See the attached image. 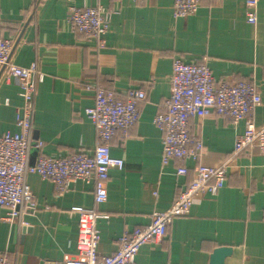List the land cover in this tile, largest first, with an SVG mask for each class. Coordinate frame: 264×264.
<instances>
[{
  "label": "crops",
  "instance_id": "obj_1",
  "mask_svg": "<svg viewBox=\"0 0 264 264\" xmlns=\"http://www.w3.org/2000/svg\"><path fill=\"white\" fill-rule=\"evenodd\" d=\"M71 6H101L110 13L104 47L73 32ZM173 6L174 0H0V36L13 44L12 62L20 67L38 62L45 75L35 100L31 165L42 156L93 155L99 137L85 114L95 96L88 85L121 99L133 88L148 93L128 137L119 132L112 137L111 154L124 167L111 169L104 203L96 204L94 183L76 180L57 193L51 181L31 175L38 209L26 214V224L5 221L8 209L0 207V253L11 264L76 255L79 216L90 209L103 216L97 221L98 252L113 255L121 237L173 205L192 183L197 163L217 166L231 157L244 123L235 127L227 117L194 118L191 134L203 143L198 162L175 159L163 166V133L154 119L166 112L176 58L206 64L216 82L256 85L262 103L253 120L264 128V0L256 24L247 21L246 0H202L196 14L179 18ZM22 106L18 84L0 68V136L19 133L16 111ZM180 168L188 173L178 175ZM227 174L218 194L198 198L162 241L140 249L136 264H210L218 247L233 248L225 264H264V155L255 149L233 158Z\"/></svg>",
  "mask_w": 264,
  "mask_h": 264
},
{
  "label": "built area",
  "instance_id": "obj_2",
  "mask_svg": "<svg viewBox=\"0 0 264 264\" xmlns=\"http://www.w3.org/2000/svg\"><path fill=\"white\" fill-rule=\"evenodd\" d=\"M148 3L151 0H132ZM202 0H174L175 17L194 15ZM259 0H246L247 21L257 23ZM68 21L74 33L95 40L99 47L105 46L110 31V13L101 6L69 7ZM13 44L0 36V68L6 78L19 86L23 106L16 111L19 133L0 136V207L8 209L4 218L9 223L24 222L27 213H36L38 207L28 183V177L37 175L51 181L57 193L68 190L70 183L83 180L95 185V202L102 204L108 199L107 182L112 168L123 169L124 161L111 154V140L116 132L128 137L139 119L141 103L148 93L141 88L130 89L127 99L98 85H88L94 92V104L85 110L88 119L98 130L99 141L93 155L72 154L64 158L40 157L30 164V149L34 141L35 100L39 85L45 75L38 62L20 67L11 60ZM171 96L166 101V112L156 115L155 125L163 133V166L175 159H192L198 162L203 143L191 134L190 123L194 118L203 120L210 116L227 117L238 127L245 129L238 135L231 157L217 166L197 163L190 186L165 212L156 213L151 222L119 240V248L110 256L98 252L99 231L97 221L103 216L93 209L83 210L79 216L76 255H66L60 261H43L41 264H136L140 249L150 242L162 241L170 225L178 217L188 216L195 201L203 196H215L225 186L227 169L233 158L250 154L257 149L264 155V128L254 124V112L262 103L256 85L246 81L234 83L216 82L206 64H186L176 58L171 76ZM39 149L43 144L39 143ZM178 175L188 170L180 168ZM0 264H11L6 253H0Z\"/></svg>",
  "mask_w": 264,
  "mask_h": 264
},
{
  "label": "water",
  "instance_id": "obj_3",
  "mask_svg": "<svg viewBox=\"0 0 264 264\" xmlns=\"http://www.w3.org/2000/svg\"><path fill=\"white\" fill-rule=\"evenodd\" d=\"M232 253V247H218L211 255L210 264H225Z\"/></svg>",
  "mask_w": 264,
  "mask_h": 264
}]
</instances>
